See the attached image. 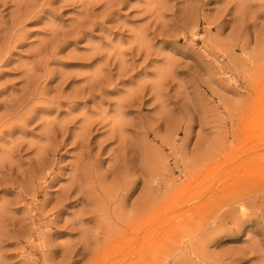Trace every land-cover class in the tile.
<instances>
[{"label":"rangeland","instance_id":"obj_1","mask_svg":"<svg viewBox=\"0 0 264 264\" xmlns=\"http://www.w3.org/2000/svg\"><path fill=\"white\" fill-rule=\"evenodd\" d=\"M0 264H264V0H0Z\"/></svg>","mask_w":264,"mask_h":264},{"label":"bare ground","instance_id":"obj_2","mask_svg":"<svg viewBox=\"0 0 264 264\" xmlns=\"http://www.w3.org/2000/svg\"><path fill=\"white\" fill-rule=\"evenodd\" d=\"M243 214L245 215V212H244ZM146 220H147V219H146ZM146 220L143 221V222H144V223H143L144 225H146L147 223L150 222V221L147 222ZM148 220H150V218H148ZM150 223H152V222H150ZM150 223H149L148 225H146V226H149ZM151 235H152V234H151V232H150V233L148 234V237H151Z\"/></svg>","mask_w":264,"mask_h":264}]
</instances>
